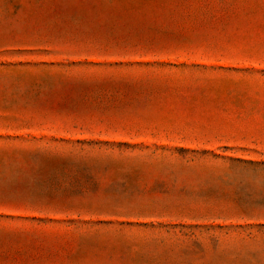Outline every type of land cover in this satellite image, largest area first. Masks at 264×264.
Wrapping results in <instances>:
<instances>
[{"label": "rangeland", "instance_id": "obj_1", "mask_svg": "<svg viewBox=\"0 0 264 264\" xmlns=\"http://www.w3.org/2000/svg\"><path fill=\"white\" fill-rule=\"evenodd\" d=\"M0 264H264V0H0Z\"/></svg>", "mask_w": 264, "mask_h": 264}]
</instances>
